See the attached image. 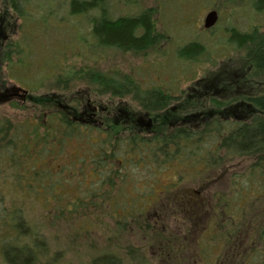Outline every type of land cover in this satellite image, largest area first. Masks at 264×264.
I'll return each mask as SVG.
<instances>
[{"label": "rangeland", "instance_id": "obj_1", "mask_svg": "<svg viewBox=\"0 0 264 264\" xmlns=\"http://www.w3.org/2000/svg\"><path fill=\"white\" fill-rule=\"evenodd\" d=\"M68 1H28L24 12H29L27 18L32 19L29 21L36 22L31 28L29 21L12 12L7 0H0V30L3 24L6 27V31L2 30L5 39L0 40V96L9 88L6 98L0 97V121H8L12 126L21 125L23 140L33 139V126L58 127L57 116L65 111L63 107L74 115L87 110L96 119L100 106L103 111H112L115 107L123 111L131 107L125 93L99 95L89 83V77L95 74L108 77L117 84L133 83L142 89H158L173 97L172 106L162 114L136 116L135 124L139 121L145 129L156 125L155 129L162 130V121L166 120L169 122L163 128L166 130L167 126H174L185 117L189 121L192 118L196 124L205 117L223 119L229 116L231 119L238 112L245 118L253 115L252 111H246L242 101L248 94L264 89V85L246 78L245 70L249 63L244 51L236 48L229 38L232 32L255 33L258 47L264 48V10H256L257 0H105L107 16L112 18L135 16L144 10H152L156 30L163 35L162 42L138 53L96 48L92 45L89 24V20L97 17L96 12L72 17ZM211 11L216 12L217 21L211 29H205L204 19ZM189 42L203 45L205 54L196 60L180 59L176 50ZM8 43L15 45L11 52L4 47ZM222 103L225 107L221 106ZM116 113L117 110L110 118L119 130L121 117L114 116ZM192 114L198 115L197 121ZM24 124L30 125L25 128L26 133L22 131ZM40 132L43 135L44 132ZM121 133L125 134V130L121 129ZM158 133L162 135V131ZM95 136L94 132L89 137L92 140ZM89 137H84L83 144L88 154L95 155L99 148ZM210 139L216 141V136ZM59 140L57 133L55 139L48 137L47 146L51 145V150L43 160V164L49 166L48 181H45L49 189H39L36 182L32 191L31 188L23 189L20 184L16 188L10 177L13 172L7 168L5 185L1 190L5 206L16 208L14 213L23 218L30 235L34 234L40 241L41 244L36 243L32 248L37 262L90 264L98 255L113 253L122 260L120 264H262L260 257L264 254V240H259V233L264 225V189L259 197L252 188V184L257 182L255 175L250 176L249 169L254 157L227 151L212 152L209 157L211 163L216 164L209 171L212 174L207 179L205 174L184 181V187L196 188L202 182L215 178L207 189L211 194V212L217 218L216 223L207 221L206 233L214 237L212 244L219 248L213 250L210 244H206V234L201 236L199 233L196 237L194 233L187 239L183 254L168 259L162 257L161 250L158 251V243L153 246L161 234L160 227H146L152 223L148 216L158 205L156 207L152 201L140 212L137 206L129 204V199L133 192L138 191L142 181L147 182L156 195L161 183L177 176L176 171L185 172L188 176L191 169L175 166L167 168L161 175L149 164L143 168L126 166L131 171L129 175L113 183V187L118 186L123 194L116 199L91 200L86 193L80 194L83 189L86 192L89 169L83 168V173H79L83 170L79 165L68 166L74 153L80 150L78 142L74 140L60 146ZM37 148L39 144L33 147ZM33 163L38 167L35 160ZM100 166L104 172L111 171L110 166L104 167L101 160ZM225 167L228 174L230 170L240 176L232 181V177L224 175ZM68 170L73 172L72 176L68 175ZM245 176L246 182L242 179ZM249 176L254 183L247 182ZM27 177L33 178L32 175ZM82 178L85 182L80 181ZM96 183L97 178L91 186ZM172 192L169 191L168 195ZM72 202H75L72 207H67ZM92 203L96 206L93 207ZM226 205L232 209L224 215ZM16 221L12 217L4 224L0 208V249L8 246L14 249L15 244L31 249L29 239L21 238V233L16 230ZM142 225L145 227H140ZM39 245L45 250H38ZM234 245L239 258L231 256ZM199 256H206L205 263L200 262ZM0 264H7L1 251Z\"/></svg>", "mask_w": 264, "mask_h": 264}, {"label": "trees", "instance_id": "obj_2", "mask_svg": "<svg viewBox=\"0 0 264 264\" xmlns=\"http://www.w3.org/2000/svg\"><path fill=\"white\" fill-rule=\"evenodd\" d=\"M28 1L30 0H7V3L14 14L20 16L21 19L29 21L31 19L27 18V13L29 12H24V7ZM104 4L105 0L68 1V11L72 17L86 16L89 12H96L97 17L92 18L91 21L89 20L90 37L92 38V45L96 48L102 50L115 49L123 53H138L151 49L162 42L163 35L156 30L152 10H144L135 16L124 15L112 18L107 16ZM255 7L257 11L264 10V0H257ZM0 20L2 21V19ZM35 23L34 21H29V24L32 25L31 28L35 26ZM2 26L0 40L5 39V34L2 33V30L6 31V27L4 24ZM29 37L25 35V38ZM229 40L236 48L244 51V57L249 63L248 68L245 70L246 78L257 84L264 85V48L258 47L256 34L232 32ZM14 46L8 43L4 47L9 49L7 51H10ZM176 54L182 60H196L205 54V48L200 43L189 42L179 47L176 50ZM20 62L19 65H21ZM89 81L99 95L115 96L120 92L127 94L126 97L129 98L128 105H131V107L122 111L121 108L115 107L117 105L115 104L113 106L115 107L114 110L103 111L104 108L100 106L97 119L91 118L93 114H88L87 110L74 115L70 110L63 107L65 111L58 113L57 116L59 120L58 127L52 129L43 125L33 126V131L31 132L33 139L29 140H23L21 125L12 126L8 121H0V208L4 224H6L7 219L11 221L12 217H15L17 219L15 227L21 233L20 237L24 236L29 239L32 245L31 249L25 245L16 246L17 244L14 245L16 247L14 249L9 248V246L1 247V254L7 264H48V262L36 261L33 249L36 243H41L38 239L36 240L34 234L30 235L31 231L25 225L23 218L18 213H14L17 212V209L5 206L1 190L5 185L7 168L13 172L10 177L12 184L16 188L20 184L23 189L31 188L32 191L35 182L39 189L47 190L50 188V186L45 185V181H48L49 166L48 164H43V160L47 159L51 150V145L47 146L49 144L48 137L53 136L55 139L56 133L60 135L58 144L60 146L65 142L74 140L78 142L80 150L74 153L70 161L71 164L68 162V166L79 165L82 169H89L90 173L88 175L90 176L88 179L90 184L86 183L85 185H88L85 187L86 192L83 189L80 194L84 195L86 193L91 200L102 201V199L111 197L104 193L103 187H105L104 182L107 177L108 182L112 180V177L122 179V177L129 175L127 171L130 165L142 167L143 162H146L147 165L149 164L152 169H158L159 167L167 169L173 165L188 166L190 169L195 168L194 170L203 168L205 171L201 176H204L212 169L213 165L216 166L215 163H211L209 157V154L215 151H227L230 154L254 157L255 161L249 169L250 176L255 175L257 182L254 183L250 176L247 182L254 183L252 188L255 190L256 196L260 197L262 195L261 190L264 189V164H262V160H264V116L262 115L264 113V89L257 93L248 94L245 101H242L246 111L250 110L253 112V115L248 118L238 112L239 116L231 119L214 117L206 118L205 121L199 119L197 126L194 125L192 119L189 121V118H187L183 120L185 124H181L180 120H178L174 126H167V129L164 130L163 128L169 123L165 120L162 121V130L155 129V125L151 129L148 128L146 131L139 132L134 128L135 124H133V121L135 122L138 118L136 116L139 114H162V112L172 106L173 97L162 93L158 89H142L139 85L133 83L117 84L112 79L98 74L89 77ZM8 89H6L7 93ZM221 106H224L223 103ZM116 110L117 113L114 116L121 117V120L118 121L119 130L116 128V123L112 122L110 118V115ZM83 116L87 119L83 118ZM98 120H101L103 128H96L95 122ZM29 126L24 124V130L22 131L24 132L25 128ZM170 128L175 129V131H168ZM195 128L200 130L193 131L192 129ZM121 129L125 130V134L121 133ZM40 130L44 132L43 135H41ZM82 130L86 132H82ZM127 131L129 132L126 133ZM159 131H162V135L158 133ZM94 132L96 136L91 140L89 136L92 137ZM78 136L80 138L76 140ZM213 136H216V141L210 139ZM84 137H89L93 145L99 148L97 154H88L87 148L83 144V141L86 140ZM35 144H39V148L33 149ZM192 154L194 155L193 157ZM97 155H99L98 158L95 157ZM22 156H26V158H22ZM33 160L37 162L38 167L34 165ZM98 160L99 163H97ZM100 160L103 161L104 167L109 165L111 171L104 172L101 170ZM117 161H120V168H117ZM92 163L96 165H92ZM22 168L23 172L21 171ZM116 168L118 169V175L115 172ZM83 171L84 169L80 170L79 173H83ZM122 172H125V175ZM69 174L72 176L73 172L68 170ZM28 175H32L33 178H28ZM239 176H231L232 181ZM95 178L98 179V183H96L98 185L94 184L91 186ZM82 179L80 181L85 182V178ZM242 179L246 182V176L242 177ZM150 189L152 188L150 187ZM119 191L121 190L119 189ZM112 199H116V197ZM136 202L137 200L134 198L129 199V204L131 205ZM74 203H69L67 207H72ZM92 206H96V203H92ZM231 209L230 205H226L225 209H223L224 215L228 214ZM261 239L264 240V225L259 233V240ZM38 250L44 251L45 249L42 245H39ZM10 254L14 255L9 257ZM260 258L263 264L264 254ZM121 261L115 254L108 253L98 255L91 260L90 264H120Z\"/></svg>", "mask_w": 264, "mask_h": 264}, {"label": "flooded vegetation", "instance_id": "obj_3", "mask_svg": "<svg viewBox=\"0 0 264 264\" xmlns=\"http://www.w3.org/2000/svg\"><path fill=\"white\" fill-rule=\"evenodd\" d=\"M4 94L0 97L6 98L7 92L4 90ZM225 107V106H223ZM230 115H234L233 112L229 113ZM195 121L198 120V115L192 114L191 115ZM239 116V113H236V117ZM144 118V116H142ZM91 118H96L94 115ZM188 117H185L183 119H179L180 123H183V120L187 119ZM206 118H203L205 121ZM229 116H225V119H228ZM192 119V118H191ZM202 120V121H203ZM198 123V122H197ZM194 125H198V124ZM133 124L135 122L133 121ZM102 122L101 120H98L95 122L96 128H102L101 127ZM142 123L137 122L135 124L134 128H136L139 132L146 131L145 128H143ZM174 128V127H173ZM191 129V128H190ZM193 131H199L200 129L195 128L192 129ZM203 130V129H202ZM168 131H175V129H169ZM156 135V134H155ZM155 137V136H154ZM147 165V163L143 162V166H137V168H143ZM179 166V165H173L172 167ZM181 167V166H180ZM117 168H120V161H117ZM116 168L115 172L118 173V169ZM195 168H192L189 171V175L187 176V173L185 172H177L176 175L173 176L172 180L168 181L167 183H161L159 186V191L154 195V192L151 191L150 186L147 182L142 181L141 185L137 188V192H133L134 194H131L133 196L132 198L136 199L137 202L134 203L131 206H137L138 209H140V212L144 210V208L148 207L152 201H155V206L158 205V208L152 212L151 216L148 217L149 220L152 223L146 225L147 228L155 229L156 227H160L161 234L155 241V244L153 246H157L158 243V251L161 250L162 257L166 256L168 259L175 258L178 256H181L183 254V250L186 247L187 239H190V236H193L195 233V236L198 237L199 233H201V236H204L206 234L207 245H211V248L218 249L219 247H214L212 242L214 237L209 233L207 234V221L212 220L216 223L217 216L215 214H212L211 212V194L209 193L207 186L214 182L215 178H211L207 180L206 182H202L200 186H197L196 188H186L184 187V181L185 180H191V179H197L199 178L203 173L204 169H198L194 170ZM158 172L162 175V173L166 170V168L159 167ZM197 175H196V172ZM209 171V170H208ZM128 173L131 172L130 170L127 171ZM226 167L224 169V175H228L230 178L231 176H236L240 174H235V172L229 170V174L227 173ZM123 175H125V172H122ZM212 174L210 172L207 173L206 179L209 177V175ZM118 175V174H117ZM118 177V176H117ZM117 181L116 177H112V180L108 182L106 180L104 193L110 195L111 198L117 197L120 195V193H123L122 191H119L118 186L113 187V183ZM183 184V186L181 185ZM169 191H173L171 194L168 195ZM188 192V193H187ZM136 194V195H135ZM157 207V206H156ZM207 225V226H206ZM219 226V225H218ZM145 227V226H140ZM209 227V226H208ZM185 233V234H184ZM151 242V240H149ZM207 251L208 248L205 247ZM237 247L236 245L232 246L231 248V256L234 258L238 256L240 257V254L236 255ZM208 253H206L207 255ZM205 255V254H204ZM213 255L216 254L213 252ZM199 260L201 263H205L204 256H199Z\"/></svg>", "mask_w": 264, "mask_h": 264}, {"label": "water", "instance_id": "obj_4", "mask_svg": "<svg viewBox=\"0 0 264 264\" xmlns=\"http://www.w3.org/2000/svg\"><path fill=\"white\" fill-rule=\"evenodd\" d=\"M216 21H217L216 12L214 11L209 12L204 19V28L205 29L212 28L215 25Z\"/></svg>", "mask_w": 264, "mask_h": 264}]
</instances>
